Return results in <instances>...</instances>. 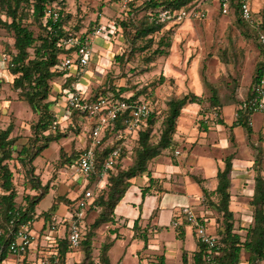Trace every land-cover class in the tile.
Here are the masks:
<instances>
[{
    "label": "rangeland",
    "instance_id": "rangeland-1",
    "mask_svg": "<svg viewBox=\"0 0 264 264\" xmlns=\"http://www.w3.org/2000/svg\"><path fill=\"white\" fill-rule=\"evenodd\" d=\"M130 1L134 3V7H137L143 0H63L57 3L63 8L67 27L77 30V33H90L99 25L107 28L115 21L127 17ZM219 1L194 0L188 8H185L190 12L194 9L191 16L179 22L166 23L165 31H171L169 54L157 57L152 63L146 60L149 54L147 50H132V46L139 47L142 42L139 40L132 44L121 31L111 38L104 35L95 37L93 59L90 61L88 71L82 74L88 78L87 83L90 85L91 93H96L98 89L105 88L110 83H114L117 87L124 85L130 92L148 87L147 93H150L156 102L158 112L162 115L155 123V127L159 130L168 101L193 93L196 76V80L202 86L203 102L200 104V112L202 115L207 112L213 115L207 121L216 122L221 119L220 115H216L218 109L209 100L212 89L217 92L219 106L236 105V117L237 109L247 98L256 68L262 61V54L253 30L239 24L233 13H224ZM253 7L258 18L264 17V0H254ZM146 13L145 10L140 11L138 18L144 17ZM32 28L38 32V27L32 26ZM13 41L12 33L0 27V129H6L10 123L14 125L12 136L17 139L10 164H15L16 187L19 192L18 199L21 200L24 195L35 194L36 191L31 188V183L25 175L26 168L19 163L18 155L23 146H30L35 151L43 142L40 133L34 129V124L39 118L38 114L32 111L25 100L20 99L18 90L12 87V76L8 74L7 69H3L10 61L9 52L13 49ZM122 54L125 56V61H122L124 64L116 59L117 55ZM5 56L9 57L8 61L3 60ZM170 62L176 69L171 72L172 74L166 71V65ZM162 75L165 78L159 83ZM63 81L64 78L60 77L52 82L50 98L56 99L52 110L58 119V124L54 123L45 134L54 132L57 127V130L65 132L66 136L51 141L33 161L42 183H49L47 194L36 204L33 223L35 246L40 244L41 248L54 246L56 240L67 235L68 225L63 221L69 216V205L59 198L66 196L77 200L86 186L82 177L75 173L72 167L74 159L72 158L71 162L69 159L85 147L88 131L93 123L89 118L81 115L69 121L65 106L67 97L56 98ZM187 115L188 111L185 110L184 119ZM256 115H258L257 119L261 116V114ZM182 122L183 120L180 123ZM126 137V150L122 161L124 165L129 166L133 160L132 150L137 144L130 135ZM259 167L264 171V158ZM253 168H256V165ZM255 174L256 169L251 177L252 185ZM106 180L107 178H104L101 186ZM76 194L78 195L75 198ZM179 207L181 208V205ZM249 208L253 210L252 206ZM100 210L88 211L85 218L86 230L89 229L88 233H93V264H99V253L103 245L109 242L106 235H109L110 230L103 228L108 222L96 228L92 224ZM212 210L215 215H219L216 209ZM48 212L52 213L51 216L55 217L57 222H54V218H52L54 220L45 219V214ZM218 219L219 224H222V217ZM161 224L158 230L152 227L147 230L150 242L145 248H143L144 239L135 237L132 228H121L125 238L118 239L111 248V264H147V260H154V257L157 259V256L165 253L169 255L167 264H182L181 240L169 223ZM240 224L238 222L236 229L248 227ZM213 226L212 223H208L210 233H215ZM195 237L190 231L187 232V246L192 249L196 248L197 237ZM133 238L135 239L132 240ZM79 253L83 260L85 257L83 248ZM144 254L146 257L143 256ZM78 259L76 256L70 258L73 262H77Z\"/></svg>",
    "mask_w": 264,
    "mask_h": 264
},
{
    "label": "trees",
    "instance_id": "trees-1",
    "mask_svg": "<svg viewBox=\"0 0 264 264\" xmlns=\"http://www.w3.org/2000/svg\"><path fill=\"white\" fill-rule=\"evenodd\" d=\"M58 1L63 2V0H0V27L11 32L14 39L13 49L9 52L11 55H9L10 61L5 64L3 69H7L8 74L12 76V87L18 90L20 99L25 100L32 111L38 114L39 118L34 124V129L40 133L43 142L35 151L30 146H23L18 155L19 163L26 168L25 175L31 183V188L36 191L35 194H26L19 200V192L16 187L17 171L14 169L15 164H10L17 139V137L12 136L14 125L10 123L6 129H0V226L6 230L5 235L0 236V264L8 256L7 238L11 220L15 221L14 227L26 222H30L33 225L36 216V204L47 194L49 189V183L43 184L40 174L36 173L33 161L49 146L51 141H57L66 136V133L59 129L57 130V127L54 132L45 134L54 123L58 124V119H56V115L52 110V105L56 102V99L50 98L53 80L60 77L64 78L61 90L56 98L67 96L73 90V84L77 81V78L70 74L67 69L61 67V59L71 55L73 51L60 46L59 41L61 38L75 34L78 31L66 26L64 11L62 7L58 6ZM193 1L143 0L137 7H134V3L130 1V8L126 12L127 17L122 18L120 21H115L114 25L107 26L106 33L103 35L111 38L121 31L124 35L126 34L125 36L132 44L140 40L142 45L135 48L132 46V50H147L149 54L146 60L152 63L157 57L167 56L171 45V31H165L166 23L158 21L156 15L161 9L167 7L174 10L188 8ZM240 2L241 0H230V13L236 16L239 24L253 30L257 38V29L253 28L241 16ZM53 4L59 7L61 18L57 21H46L47 6ZM143 10L147 11V13L139 19L138 14ZM260 21L261 28L264 29V17ZM32 26L38 27V32ZM157 36L159 37L157 38ZM258 44L261 49L262 61L256 68L251 83V92L244 103H248V100L252 97L254 85L264 75V47L259 41ZM116 59L122 63V61H125V56L124 54L121 56L117 55ZM164 78L162 75L159 83L163 82ZM147 88L142 87L130 92L124 85L117 87L114 83H110L107 87L98 89L96 93H91L89 96L93 100L101 96L108 98L110 101L126 100L131 105L145 101L149 104L152 111L148 119V125L131 135L136 140L137 145L132 150L133 160L129 166L124 165L122 161L126 150L125 139L127 137L110 142L107 146L97 150L96 170L91 175L90 181L85 188V190L93 188L94 193V199L91 206L87 209V214L88 211L101 209L99 215L92 223L95 228L103 223L114 222L115 209L132 185V179L144 172H148L150 186L147 188L151 187L155 178L151 176L150 167L161 154L167 150H174L176 146L174 136L183 109L188 103L202 104L203 102V98L195 93H187L181 98L170 99L161 122V128L158 130L155 127V123L162 115L158 112L156 102H154L150 93H147ZM212 91L209 100L218 109L219 99L217 92L214 89ZM244 103L237 109V116L233 125H243L250 132L249 117L252 110ZM129 111L127 110L125 116L119 118L110 127L106 133L107 139L113 137L115 133L125 127V119L129 115ZM69 114V117H67L69 121H72L77 115L87 117L90 120L87 114L76 109H71ZM87 137L85 147L91 143V129H89ZM117 146H121L120 159L116 163L115 168L109 173L105 184L100 186L98 182L101 178L99 173L102 163ZM83 149L75 153L69 159L70 162L74 159L73 164L76 163ZM263 158L264 149L259 151L255 159L256 174L254 176V193L251 200L253 210L248 227L243 228L245 229L244 234L236 231L235 213L230 207L231 157H228L225 167L219 170L217 174L218 185L213 191L217 200L212 201L211 206L216 209L219 217H222V224L217 226V234L221 237L222 243L221 251L217 257L220 264H238L239 262L244 264H264V171L259 167ZM85 190H83L81 195L84 194ZM59 200L65 201L69 205L70 213L74 211L75 199L65 196L60 197ZM51 214L50 212L45 214V219L52 220ZM88 230H86L79 248H83L85 257L83 260L73 264L94 263L92 257L93 233H88ZM67 235L62 239H58L54 247L60 264H66L68 253L75 250L71 247ZM199 244V250L193 253V261L195 264H206L207 247L204 244ZM111 245L112 242L103 245L99 253V264H110L108 250ZM183 260L186 261L185 256Z\"/></svg>",
    "mask_w": 264,
    "mask_h": 264
},
{
    "label": "crops",
    "instance_id": "crops-1",
    "mask_svg": "<svg viewBox=\"0 0 264 264\" xmlns=\"http://www.w3.org/2000/svg\"><path fill=\"white\" fill-rule=\"evenodd\" d=\"M253 1V14L257 20H261L256 16ZM166 71L170 74L176 71L175 66L174 68L172 66V62L167 63ZM69 73L77 78L76 83H78L84 94L90 96L92 91L89 83H87L89 82L88 78L82 75L77 77L75 66L71 67ZM196 79L195 76L194 82L196 81V84L192 92L201 96L202 86ZM250 90L251 85L247 98L251 92ZM200 107L201 105L198 103H188L183 109L174 136L176 141L174 150L171 152L168 150L161 154L150 167L151 176L155 178L151 187L147 188L150 186L148 172L132 179V185L115 209L114 222H108L107 225H104L103 228H109L110 230L109 235H106V239L112 242L108 250L109 258L110 250L116 241L125 238L121 228H132L135 237L144 239L143 248H145L150 242L147 230L151 227L158 230L162 226L161 223H169L182 242L180 248L182 250V264H195L192 257L193 253L199 250L200 244L196 239V248L192 249L187 246L186 238L188 231L195 237L193 229L185 224L176 227L173 221L176 220L179 205L182 207L190 203L201 216L205 217L207 223L214 225L215 233H217L219 215L214 214L211 202L217 200L216 195L213 193L218 185L217 174L219 170L225 167L228 157H231L232 161L229 188L231 193L230 207L235 213L236 226L238 222L243 227L249 225L252 212L249 206H252L251 200L254 193V185L251 184V177L255 169L253 166L259 151L264 149V113L254 112L250 115L249 125L251 131L249 132L243 125H233L236 118L235 104L219 106L216 115H220L221 119L216 122L207 121L213 115L209 112L202 115ZM185 110L188 111L186 119L183 117ZM256 114H261L260 118L257 119L258 115ZM182 120L183 122L180 123ZM103 180L99 181L100 186ZM52 218L55 219V217ZM152 221L156 222L153 223ZM54 222H57V219ZM63 223L68 225V221L65 219ZM54 226L56 227V223ZM84 228L86 231V219H84ZM236 231L242 234L245 233V229L241 228ZM39 245H34L33 250L30 252L29 256L32 259L35 256L50 253L47 252V246L41 248ZM79 252H81V249L68 253L66 264L74 263L73 260H70L72 256L78 257L77 261H81L82 258ZM143 256L146 257L145 254ZM184 256L186 261L183 260ZM157 257V259L154 257V260H147V264H167L169 255L165 253Z\"/></svg>",
    "mask_w": 264,
    "mask_h": 264
},
{
    "label": "built area",
    "instance_id": "built-area-1",
    "mask_svg": "<svg viewBox=\"0 0 264 264\" xmlns=\"http://www.w3.org/2000/svg\"><path fill=\"white\" fill-rule=\"evenodd\" d=\"M220 4L224 13L230 12V0H220ZM240 9L243 19L253 28L257 29L258 41L264 47V29L261 28V21L257 20L253 14L252 0H241ZM193 12L194 9L190 12L186 9L174 10L167 7L161 9L156 15V18L158 21L164 23L172 21L179 22L191 16ZM60 18L61 12L56 5L47 6L45 13L46 21H57ZM105 33L106 27L99 25L90 33H75L61 38L59 45L73 51L71 55H67L61 59V67L70 71L71 67L75 66L77 77L86 73L94 55V39ZM3 60L8 61L9 57L5 56ZM66 97V116L69 117V111L71 109H76L87 114L93 123L91 127V143L83 149L76 163L72 165L75 173L82 177L86 184V188L91 175L96 170L97 150L102 149L110 142L116 141L122 137L134 135L140 129L146 127L152 111L149 104L145 101L131 105L126 100L110 101L104 96L94 100L90 99L89 96L84 94L83 90L78 86V83L73 84V90ZM244 105H248L252 113H264V75L254 85L252 97L248 100V103H244ZM127 110L130 111L125 119V127L115 133L113 137L107 139V131L114 125L115 121L125 116ZM120 156L121 146H117L103 161L99 173L101 177L100 180L108 177L109 173L115 168ZM93 199V189L87 188L84 194L77 198L74 211L72 213L69 212V216L65 219L68 221L67 236L70 240L71 247L75 250L81 247L82 240L84 239L86 233L84 219L87 209L91 206ZM14 223L15 221L11 220V227L9 228L7 238L9 252L7 258L2 261V264H60L54 248L55 244L51 247L52 249L50 246H47V252H50L49 254L38 257L35 256V258L32 259L29 254L33 250L36 240V236L33 233V225L30 222H26L20 224L18 227H14ZM173 224L176 227L185 224L192 228L198 242L207 247L206 264H220L217 257L222 247L221 237L217 233H210L208 231L207 220L197 212L192 204L187 203L179 209ZM5 231L6 230L0 226V236L5 235ZM238 264L244 263L239 262Z\"/></svg>",
    "mask_w": 264,
    "mask_h": 264
}]
</instances>
